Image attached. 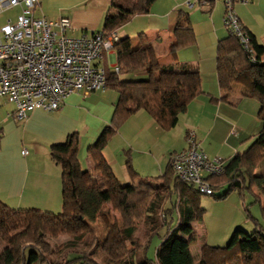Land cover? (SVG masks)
Returning a JSON list of instances; mask_svg holds the SVG:
<instances>
[{
  "label": "trees",
  "instance_id": "trees-1",
  "mask_svg": "<svg viewBox=\"0 0 264 264\" xmlns=\"http://www.w3.org/2000/svg\"><path fill=\"white\" fill-rule=\"evenodd\" d=\"M153 1L112 0V10L106 14L103 29L99 31L116 32L135 14L148 12ZM178 31L189 37L178 39L173 47L190 41L192 29L189 25L179 23ZM249 37L255 60L239 38L231 33L219 41L217 48L220 88L227 94L234 84L245 83L249 94L259 101L262 120V129L250 146L227 161L223 174L208 177L214 194L227 186L223 196L234 189L244 195L245 189L252 191L255 186L264 196V173L254 172L264 161V44L258 43L250 34ZM112 48L116 52L119 71L106 68V87L118 92V100L111 123L88 147L95 174L86 176L79 159L80 136L78 132H72L64 142L50 146L51 158L60 165L62 172L61 212L15 208L0 199V236L14 249L24 245L19 264H96L88 254L78 250L67 251L61 261L51 260L32 242L39 241L43 235L61 233L82 238L90 224L106 214L108 203L120 217L108 226L100 246L115 264H264V226L256 218H253L256 226L253 232L237 227L226 245L202 243L196 260L191 251V244L196 240L192 221L203 216V209L199 207L200 193L191 183L179 180L171 165L167 175L174 176L173 187L183 198L178 204L170 197V192L174 191L167 185L170 180L165 181L168 195L162 205L152 198L153 187L145 181L123 183L116 176L102 150L126 118L143 109L163 129L169 130L176 126L180 115L203 90L197 68L187 64L160 65L154 46L144 35L138 43L130 36L119 37ZM133 74L137 75L129 77ZM128 167L131 174L136 175L134 169ZM168 199L170 203H166ZM160 207L164 210L165 221L158 216ZM136 218H142L146 226L145 240L138 238ZM155 237L161 240L155 246L153 257H148L147 251ZM15 255L13 248L6 246L0 253V264H14Z\"/></svg>",
  "mask_w": 264,
  "mask_h": 264
},
{
  "label": "crops",
  "instance_id": "crops-1",
  "mask_svg": "<svg viewBox=\"0 0 264 264\" xmlns=\"http://www.w3.org/2000/svg\"><path fill=\"white\" fill-rule=\"evenodd\" d=\"M187 1L154 0L148 12L132 16L116 34L118 38L130 36L134 43L146 36L162 66L187 64L197 68L202 93L189 103L176 126L169 130L163 129L146 110H138L123 121L102 150L123 183L170 180L167 185L174 189L170 197L177 204L183 198L173 187L174 176L169 177L167 171L172 155L188 147L190 132L195 133L200 150L228 161L246 150L262 129L259 101L249 94L246 84L236 83L224 94L218 82V43L230 34L224 22L222 0L193 5ZM111 10L112 0H40L35 14L51 19L69 17L72 21L69 34L77 36L102 30L105 16ZM235 10L247 32L264 44V0L236 2ZM20 11L21 6H15L0 12V27L8 19L15 21ZM179 23L191 27L190 41L173 47L178 39L189 37L182 31L176 32ZM101 63L114 69L116 52L104 51ZM117 100L118 92L110 87L87 96L76 92L57 110L37 108L27 117L16 119L15 104L0 98V199L15 208L62 211V172L51 158L50 146L78 132L82 168L86 176L95 174L88 147L111 123ZM24 149L27 154L22 153ZM128 165L136 175L131 174ZM258 200L263 208V195L259 194ZM166 203H170L169 199Z\"/></svg>",
  "mask_w": 264,
  "mask_h": 264
},
{
  "label": "built area",
  "instance_id": "built-area-1",
  "mask_svg": "<svg viewBox=\"0 0 264 264\" xmlns=\"http://www.w3.org/2000/svg\"><path fill=\"white\" fill-rule=\"evenodd\" d=\"M40 0H0V12L21 6L16 20L8 19L0 27V98L15 104L14 117L23 119L40 108L54 111L71 94L84 96L106 88V67L101 63L104 51L113 49L116 32L71 35L69 17L37 16ZM214 0H188L189 5ZM224 22L255 60L248 32L235 10V3L249 0H222ZM119 71V67H114ZM188 147L175 152L171 166L175 176L194 185L199 193L214 194L208 177L225 172L227 160L210 157L200 150L194 132L187 136ZM23 154L28 151L24 149Z\"/></svg>",
  "mask_w": 264,
  "mask_h": 264
},
{
  "label": "rangeland",
  "instance_id": "rangeland-1",
  "mask_svg": "<svg viewBox=\"0 0 264 264\" xmlns=\"http://www.w3.org/2000/svg\"><path fill=\"white\" fill-rule=\"evenodd\" d=\"M254 172L264 173V161ZM145 183L153 187L152 198L154 200L156 199L157 203L162 202L163 205L168 195L165 186L166 182L163 180H150L145 181ZM226 188L227 186L216 190L215 194L206 195L200 193L198 196L199 207L203 209V216L194 221L196 243L193 242L194 244H191V251L196 260H198L200 255L202 243L206 242L216 246L226 245L237 227L251 233L256 227L253 218H256L264 226L261 201L258 200V195L260 194L261 197L263 195L260 190L255 186L253 188L255 194L249 189H245L244 195H242L238 189H234L226 196H223V193L226 192ZM105 207L107 209L106 214L101 216L96 222L90 224L89 228L86 229V231L84 230L86 233L82 238L76 239L69 234L63 233L57 236L49 234L41 236L39 241L32 243L40 249L41 253L45 254V256L51 260L61 261L62 255L67 251L78 250L88 254L96 264H115L109 259L111 258L110 255L102 250L100 244L107 233L108 226L115 218L120 217V214L113 208L111 203L106 204ZM163 211L164 210L160 207L158 216L161 220L165 221L166 219ZM134 222L137 223V228L139 229L138 238L145 240L146 226L143 219L136 218ZM94 238L96 241H94ZM160 240L159 237L153 239L147 251L148 257H153L155 246ZM71 242L73 245H68V243ZM6 246L13 248L17 258L15 263L19 264L24 245L22 244L14 249L12 244L0 236V253L4 251Z\"/></svg>",
  "mask_w": 264,
  "mask_h": 264
}]
</instances>
